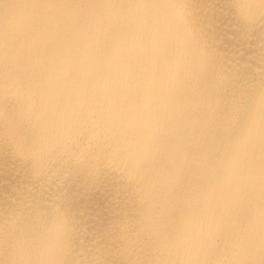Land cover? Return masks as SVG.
I'll return each instance as SVG.
<instances>
[{"label": "bare ground", "instance_id": "1", "mask_svg": "<svg viewBox=\"0 0 264 264\" xmlns=\"http://www.w3.org/2000/svg\"><path fill=\"white\" fill-rule=\"evenodd\" d=\"M0 264H264V0H0Z\"/></svg>", "mask_w": 264, "mask_h": 264}]
</instances>
